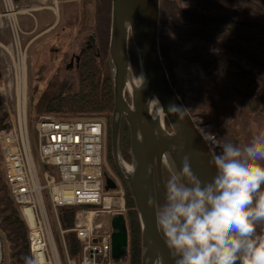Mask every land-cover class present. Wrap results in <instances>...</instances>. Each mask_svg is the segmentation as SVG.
<instances>
[{
  "label": "trees",
  "instance_id": "obj_1",
  "mask_svg": "<svg viewBox=\"0 0 264 264\" xmlns=\"http://www.w3.org/2000/svg\"><path fill=\"white\" fill-rule=\"evenodd\" d=\"M99 2L104 9L97 13L94 32L98 39L89 35L79 44L81 56L76 86L62 79L59 73L46 79L43 88L40 87L41 73L34 76V82L31 79L28 128L34 151L35 132L34 126L31 127L41 115L57 120L105 119L107 163L121 177L113 165L109 135L114 103L107 59L106 14L110 0ZM184 2L191 6L184 8ZM158 45L171 86L189 114L195 112L209 126L220 143V151L226 142L242 146L246 134L243 128L250 127V114L264 116V0H160ZM188 45L191 49H185ZM8 127V115L0 103V130ZM119 136L120 151L129 158V132L125 123L120 127ZM34 160L37 162L36 156ZM41 169L44 171L46 167ZM40 170L38 166L39 174ZM163 172L166 185L170 175L165 169ZM121 179L125 188L123 215L128 237L126 264H140L138 217L128 186ZM156 192L157 206H162L166 199L159 188ZM77 209L58 210L63 230L73 227ZM0 237L4 247L3 264H23L22 258L30 255L28 231L9 191L1 155ZM64 241L69 257L79 259L80 244L75 235L65 233Z\"/></svg>",
  "mask_w": 264,
  "mask_h": 264
},
{
  "label": "built area",
  "instance_id": "obj_2",
  "mask_svg": "<svg viewBox=\"0 0 264 264\" xmlns=\"http://www.w3.org/2000/svg\"><path fill=\"white\" fill-rule=\"evenodd\" d=\"M1 1L4 12L0 17L6 21L10 42L6 46L0 44L6 56L0 103L9 121V127L0 130V154L9 191L27 227L30 256L38 259L39 264H115L111 257L110 218L125 212V199L115 177L108 172L105 123L100 119L41 118L35 127L38 159L56 173L54 177L44 171L45 182H40L27 120L26 48L21 46L23 31L17 21V15L25 11H18L13 0ZM11 13L14 18L9 17ZM196 127L209 143L205 132L197 124ZM104 175L113 179L115 190H104ZM44 191L55 217L56 234ZM63 207H78L69 230H63L58 219V210ZM67 232L73 233L80 244L79 259L67 253L64 241ZM55 235L60 238L64 256L59 252ZM3 262L0 237V264Z\"/></svg>",
  "mask_w": 264,
  "mask_h": 264
},
{
  "label": "water",
  "instance_id": "obj_3",
  "mask_svg": "<svg viewBox=\"0 0 264 264\" xmlns=\"http://www.w3.org/2000/svg\"><path fill=\"white\" fill-rule=\"evenodd\" d=\"M160 0H111V23L107 50L108 68L113 85V110L110 115V149L114 166L126 182L140 226V264H175L156 222V184L166 199L162 167L172 174L182 158L191 159L193 172L209 181L215 175L209 161L214 154L210 144L196 127L191 115L171 86L158 45ZM138 60L137 76L141 83L125 93L133 76L129 44ZM79 56H76L78 68ZM126 94L130 103L126 100ZM157 104L169 126L151 115L150 105ZM186 109L184 119L170 112L171 106ZM121 120L130 136V164L119 152ZM173 146L182 151H173ZM116 189L112 178L104 175V190ZM111 257L115 264L126 262L127 227L123 214L110 218Z\"/></svg>",
  "mask_w": 264,
  "mask_h": 264
},
{
  "label": "clouds",
  "instance_id": "obj_4",
  "mask_svg": "<svg viewBox=\"0 0 264 264\" xmlns=\"http://www.w3.org/2000/svg\"><path fill=\"white\" fill-rule=\"evenodd\" d=\"M169 111L183 120L186 109ZM221 149L209 161L211 180L202 181L185 155L164 186L156 222L175 264H264V129L242 146L226 142Z\"/></svg>",
  "mask_w": 264,
  "mask_h": 264
},
{
  "label": "rangeland",
  "instance_id": "obj_5",
  "mask_svg": "<svg viewBox=\"0 0 264 264\" xmlns=\"http://www.w3.org/2000/svg\"><path fill=\"white\" fill-rule=\"evenodd\" d=\"M57 1L59 2V5H62L59 11L60 20H59V23L57 24L58 26L51 34H49L47 37L43 36L39 38L37 41H35L30 46H29L30 36H28L25 33L20 37L22 48L23 49L26 48L27 67H28V87H27L28 98L30 97L31 79H32V82H34V76L37 73H41L43 76L42 81L40 82L41 88H43L46 85V79H48L50 76H52L55 73H59L62 79L67 80L75 87L76 86V69L74 67L75 64H73V68L71 69H66L65 65L70 61L72 55H78V53L80 52L79 44L82 38L88 37L89 35H93L94 38L98 39L97 35L94 32L95 26L97 24L96 19L99 17V14L97 13L98 11L104 9V8H101L99 0H57ZM0 5H1V13H2L4 12V9L2 7L1 0H0ZM15 6L17 7L18 11H25L26 15L24 16H27L28 14H30L26 9H22L20 5L15 4ZM182 6L184 8H188L191 6V4L184 2ZM21 15L23 14L21 13L17 15V21H18L19 27L22 30V23L19 19ZM106 15L108 16V22H109V33H108V42H109L110 23H111V0H110V5H109V11ZM101 16L102 15H100V17ZM0 23L2 24L0 28V38L4 39V41H0V44L3 46H6L10 42V34H9L8 29L6 28L5 19L2 18V22ZM42 31H43V28L39 27L35 34L39 35ZM191 47L192 46L188 45L185 49H191ZM107 50H108V44H107ZM129 54H130V60L131 58L133 59V62H131L132 71L137 75L139 71L138 60H137L136 51L131 42L129 44ZM5 57L6 56L4 52L2 51V47L0 46V59L2 61L0 64L1 71H3L6 65ZM246 68L248 69V67ZM126 100L128 103H130V98L127 94H126ZM28 115H29V101H28ZM46 116H49V115L39 116L38 121L35 122L31 127L33 129V126H34V132H35V139L33 140L34 142L33 143V148H34L33 153H34V157L36 156V160H37V162H35L37 166V171H38V166H39V170H40V167L42 168L44 166L46 167L44 171L49 172L52 176L55 177V173H56L55 170L51 167L45 166L42 163H40L38 159V154H37V139H36L35 127H36V124L40 121V119ZM191 117L193 121L199 126V128L205 132L206 138L211 144L210 146L214 154H217V153L219 154V152H221L220 143L217 141L215 136L211 133L209 126L201 118H199V116L195 112L191 114ZM95 119H100L105 123L106 135H107V123L105 119H102V118H95ZM110 122H111V118L109 121V135H110ZM164 127L166 128L167 131H169V126L166 121H164ZM262 129H264V116L256 112L251 113L250 114V127L243 128V130L245 131L244 133L246 134L244 135L245 138L242 139L241 144L242 145L246 144L254 132L258 130H262ZM119 139H120V136H119ZM119 144L120 142L118 143V145ZM129 147H130V136H129ZM106 148H107V145H105V156H106V150H107ZM121 158L125 163L130 164V156L129 158H126V157L123 158L121 156ZM106 164L109 170L111 167L107 163V157H106ZM164 167L165 166H163V169H165L171 176V173L169 172V170L166 167L165 168ZM41 171L42 169L40 170V172ZM44 171H42L41 174H39V171H38L39 180L41 183L45 182L43 179ZM115 180L118 184L119 191L123 192L124 199H125V188H124V184H123L121 177L119 176L115 177ZM43 195H44L45 203L49 210V215H50L53 231L56 234V224L54 221L55 217L52 216V213L50 211V207L48 204V198H47L48 197L47 192L44 191ZM156 202H157V192H156ZM55 238L57 240L56 242L58 245L59 252L61 253L62 256H64L60 238L58 235H55ZM122 264H126V262Z\"/></svg>",
  "mask_w": 264,
  "mask_h": 264
},
{
  "label": "crops",
  "instance_id": "obj_6",
  "mask_svg": "<svg viewBox=\"0 0 264 264\" xmlns=\"http://www.w3.org/2000/svg\"><path fill=\"white\" fill-rule=\"evenodd\" d=\"M13 2L16 5H20L22 9H26L30 13L27 16H24L26 13H22L23 15H21L19 18L22 23L23 34L26 33L28 36H30L29 46L39 38L43 36L47 37L58 26L57 24L60 20L59 11L62 5H59L57 0H13ZM0 22H2L1 17ZM1 25L2 24L0 23V28ZM39 27H42L43 31L37 35L35 33ZM0 41H4V39L0 38ZM1 62L2 61L0 59V64Z\"/></svg>",
  "mask_w": 264,
  "mask_h": 264
},
{
  "label": "bare ground",
  "instance_id": "obj_7",
  "mask_svg": "<svg viewBox=\"0 0 264 264\" xmlns=\"http://www.w3.org/2000/svg\"><path fill=\"white\" fill-rule=\"evenodd\" d=\"M9 17L14 18V14L13 13L9 14ZM140 83H141V78H139V76H137L133 72V76L131 78L130 84L127 85V89H126L125 93H129L131 91L132 87H137L138 85H140ZM150 112H151V115L160 118L161 122L163 123L164 116L161 112L160 107L157 104H151L150 105Z\"/></svg>",
  "mask_w": 264,
  "mask_h": 264
},
{
  "label": "flooded vegetation",
  "instance_id": "obj_8",
  "mask_svg": "<svg viewBox=\"0 0 264 264\" xmlns=\"http://www.w3.org/2000/svg\"><path fill=\"white\" fill-rule=\"evenodd\" d=\"M76 56H81L80 52L78 53V55H72L70 61L65 65L66 66V69H71L73 68V64L75 69H77V63H76ZM79 63V62H78ZM122 123H125L124 120H121V125ZM121 127V126H120ZM119 152L121 154V156L124 158V156L122 155L120 149H119ZM110 170V171H109ZM108 170L109 173H111L113 175V177H118L117 173L114 171V169L111 167L110 169ZM162 177H163V182H164V172H163V167H162ZM165 184V183H164ZM157 184H156V190H157Z\"/></svg>",
  "mask_w": 264,
  "mask_h": 264
}]
</instances>
